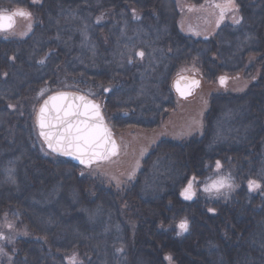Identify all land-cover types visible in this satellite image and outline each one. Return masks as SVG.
<instances>
[{"label":"trees","instance_id":"obj_1","mask_svg":"<svg viewBox=\"0 0 264 264\" xmlns=\"http://www.w3.org/2000/svg\"><path fill=\"white\" fill-rule=\"evenodd\" d=\"M234 1L255 35L240 37L232 68L227 58L238 54L226 43L236 29L227 21L207 40L184 36L173 0H0V11L34 17L27 39H0V219L25 228L0 248V264H54L55 257V264H94L99 256L112 264H264V0ZM149 26L160 30L153 46L161 56L152 64ZM245 64L262 65L246 74L262 84L211 94L202 131L160 137L134 175L112 159L74 165L37 136L35 108L54 92L98 102L114 136L150 133L181 108L171 89L176 76L196 71L219 87V76L242 74ZM226 116L230 131L219 132ZM220 178L231 187L204 191ZM249 180L260 187L250 191ZM52 189L60 200L43 206L41 195ZM92 214L103 223L89 222Z\"/></svg>","mask_w":264,"mask_h":264},{"label":"rangeland","instance_id":"obj_2","mask_svg":"<svg viewBox=\"0 0 264 264\" xmlns=\"http://www.w3.org/2000/svg\"><path fill=\"white\" fill-rule=\"evenodd\" d=\"M234 18H232L233 20ZM184 18H182L183 23ZM181 21V20H180ZM182 28H185L184 25L181 24ZM149 29L152 30V49H149V46L147 48L148 52V61H150V64H152V61L155 62L156 58L161 56V53L158 51L159 49L153 46L155 42L159 41V29L158 27L149 26ZM190 28V27H189ZM26 32L27 29H24ZM19 31H22L19 29ZM18 32V31H17ZM245 34H239L232 42L226 43V47L230 49H234L235 55L238 54V49L240 48L241 42V36ZM238 42V43H237ZM247 45V43H245ZM248 46V45H247ZM157 50H156V49ZM237 50V51H236ZM227 54H224L226 56ZM146 56V55H145ZM239 54L236 57V60H232V58H227L228 64L225 63V67H232L235 68L236 65L239 62ZM157 63V62H156ZM231 65V66H230ZM248 78H238L233 80H227L225 83L220 84L222 86H215L212 84H206L202 82L201 89L196 92L195 96L193 98H188L189 100L183 99V102L181 103V108L179 111H172L168 119L162 124L160 129H156L150 133H141V132H135V133H129L124 132L120 136H114L117 140L118 146H119V152L116 157L112 158V160L109 162L112 166L116 165H122L127 166L128 169L131 170V174H136V171L139 169L140 161L141 159L147 154V152L152 147V144L157 142L160 137L166 136L173 138L172 136L176 137H189L190 135H193L195 133L200 132V128L202 125V118L204 115V112L206 110L207 105V98L212 94H216L214 92H221L224 89V86L228 87L226 90L230 91L235 94L242 93L247 84H248ZM229 82V83H228ZM228 84V85H226ZM221 88V89H220ZM2 89V88H0ZM47 92V89L42 90L40 92V98L39 100L44 98L45 93ZM231 120L230 116H226L225 118H219V132L221 130L225 132H229V121ZM233 121V120H231ZM217 167V166H216ZM10 172L14 173L15 171L11 170ZM218 173V172H217ZM221 173H219V176ZM227 175V174H226ZM208 183L212 184L213 181ZM206 184L203 183V186ZM42 201V205L46 206L47 204L53 205L55 202L60 200V192L56 189H52L45 195H41L40 197ZM88 221H98V223H103V221H99V218L95 217L94 214L91 215V217H88ZM23 230L25 228H17L16 222L11 217H6L4 219H0V248L2 249L4 243L12 242L15 238L22 235ZM64 232V228H60V232ZM66 232L70 234H74V231L66 228ZM3 250V249H2ZM94 264H112L111 260L107 259L106 257L102 259L100 256L98 257L97 261ZM113 264H116L113 262Z\"/></svg>","mask_w":264,"mask_h":264},{"label":"snow or ice","instance_id":"obj_3","mask_svg":"<svg viewBox=\"0 0 264 264\" xmlns=\"http://www.w3.org/2000/svg\"><path fill=\"white\" fill-rule=\"evenodd\" d=\"M231 3V0H229ZM30 13L19 10L7 15L3 12H0V31H5L13 27L15 16L21 17H30ZM224 13L221 11V18ZM139 56H143L144 53H138ZM221 83H223V78H221ZM53 100L56 97L52 98ZM82 99V98H79ZM47 103V102H46ZM84 111H79V106L73 107V105H68L67 109L63 110L61 115L58 111L57 116L55 117V122L49 121L45 118V109H41V116L39 120V127L41 129L40 135L44 138L45 142L48 144V147L52 151H60L61 154L71 155L74 159H78L81 164L90 163L93 159L99 158L101 153L97 151L102 145V142H106L108 137L104 135V129L99 127V110L97 106L84 104ZM81 116L87 117V121L80 120ZM88 121H94V123H89ZM57 129V131H48L45 132V128ZM53 140H55V146L53 145ZM115 152V144H111V149L109 154ZM220 167L219 162H217V168ZM194 179V178H193ZM193 181L190 180L188 187L184 189L181 193V196L184 199H191L190 189L192 187ZM231 187L229 178H220L214 180L212 184L206 185L204 188L205 192L217 191L221 189ZM249 190L253 188H259L260 185L255 181L249 180L248 182ZM178 228L181 231H187L188 225L186 221H181L178 225ZM165 259L170 260L171 257H165Z\"/></svg>","mask_w":264,"mask_h":264},{"label":"flooded vegetation","instance_id":"obj_4","mask_svg":"<svg viewBox=\"0 0 264 264\" xmlns=\"http://www.w3.org/2000/svg\"><path fill=\"white\" fill-rule=\"evenodd\" d=\"M173 2H174L173 4L179 9V11H178L179 21H178V23L180 26V30L184 36L188 37L191 35L193 37H197L200 39L207 40L209 38H212V37L218 35L219 32L221 31V27L225 26V23L227 21H228V24H230V27L236 29V32H234V34H236V35L247 34V33H249V30H250V34L253 33V35H255L254 34V28L255 27L245 28L246 26L245 27L242 26L243 24L241 22V16L239 14L240 13L239 7L236 5V2L234 0H231V3H229V0H207L201 5H194L192 3L187 2L186 0H173ZM17 11L18 10H13V11L11 10L8 12L7 11H0V12L12 14V13L17 12ZM221 11H223V13H224L222 18H221ZM182 18L185 19L184 20L185 23H183ZM232 18H234V19L232 20ZM13 19H14L13 27L7 31H0V39L4 40V41L12 40V39H19V40L27 39L30 36L32 28L34 26V17L30 16V17L25 18V17H21V16H15V17H13ZM86 20L88 21L89 18L85 19V21ZM80 22H82V20ZM181 24L184 25L185 28H182ZM19 29L22 31H19ZM24 29H27L26 32H24L25 31ZM11 61H12V59L10 58V62ZM42 62H43V59H42ZM258 67L262 68V65L257 66L255 64H245L243 69L241 70L242 74H238L236 76H231V75H223L222 76L221 75L217 78L216 82L223 84L228 79L233 80V79H238V78H248L247 76L253 75L256 68H258ZM246 74H247V76H246ZM4 77H5V74L2 75V78H4ZM233 77H236V78H233ZM221 78H225V81L223 83H221ZM247 80H248V84H247L245 90L248 89L249 85H251L252 83H255V85L256 84H258V85L262 84V83H260L259 79H253L252 80V79L248 78ZM202 82H203V79H202ZM220 84H218V85L222 86ZM226 85H228V84H226ZM201 87H202V84H201ZM201 87L196 92H198L201 89ZM228 87L224 86L225 90L221 91V93L233 94L231 96H235L234 95L235 93H232V92L226 90ZM196 92H195V94H196ZM195 94L189 98H193L195 96ZM186 99L189 100L188 98H186ZM186 99L184 101H186ZM37 109H38V106L35 108L34 120H35V115H36ZM203 118H204V115H203ZM202 124H203V122H202ZM202 127L203 126H201V128H200V132L202 131ZM73 260L75 261L74 258H73ZM54 261L56 263L57 261H59V259L55 257Z\"/></svg>","mask_w":264,"mask_h":264},{"label":"water","instance_id":"obj_5","mask_svg":"<svg viewBox=\"0 0 264 264\" xmlns=\"http://www.w3.org/2000/svg\"><path fill=\"white\" fill-rule=\"evenodd\" d=\"M5 14L11 15L9 13H5ZM224 81H225V78H223V82ZM201 84H202L201 76L196 71H191V72L176 76L171 81V89L178 99L183 100V99L193 96L195 92L201 87ZM53 97H56V99L53 100L52 99ZM79 98H82V99H79ZM86 103L97 106L99 110V116L101 118L99 121V127L105 130L104 135L108 137V140L106 142H102L101 147L97 149V151L101 153V156L99 158L93 159L90 163L81 164L80 161L78 159H74L73 156L61 154L60 151H52V149L48 147V144L45 142L44 138L40 135L41 129L39 127V120H40L42 108L45 109V113H44L45 118L54 123L55 117L57 116L58 111L62 115L63 110L67 109L68 105H73V107L79 106V111L83 112L84 111L83 105ZM79 119L87 121V117L85 116H81ZM88 122L94 123V121H88ZM35 128H36L38 138L42 142L44 148L49 153H51L54 156L69 160L74 165H77L80 167L87 168L94 164L108 161L116 157L119 152V146H118L116 138L114 137L113 133L110 132L108 128L106 127L104 117L100 109V104L82 93L73 92V91H58V92H54L48 95L47 97H45L43 101L40 103V105L38 106V109L35 115ZM44 131L45 132H48V131L55 132L57 131V129L55 128L49 129L46 127ZM112 143L115 144V152L112 154H109ZM53 145L55 146V140H53Z\"/></svg>","mask_w":264,"mask_h":264}]
</instances>
